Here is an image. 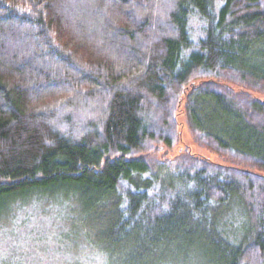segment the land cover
<instances>
[{
    "label": "trees",
    "instance_id": "16d2710c",
    "mask_svg": "<svg viewBox=\"0 0 264 264\" xmlns=\"http://www.w3.org/2000/svg\"><path fill=\"white\" fill-rule=\"evenodd\" d=\"M262 51L264 0H0V220L50 191L106 264H264Z\"/></svg>",
    "mask_w": 264,
    "mask_h": 264
},
{
    "label": "rangeland",
    "instance_id": "374dc122",
    "mask_svg": "<svg viewBox=\"0 0 264 264\" xmlns=\"http://www.w3.org/2000/svg\"><path fill=\"white\" fill-rule=\"evenodd\" d=\"M215 8L224 0H210ZM264 59V51L255 54L251 59V65L256 58ZM206 117L214 118L216 112L213 107L208 106L203 112ZM197 155H207L204 150L193 148ZM209 158L213 159L209 156ZM54 192H35L29 196H19L12 199L11 207L16 211L15 219L9 217L0 220V264H17V259L11 255L19 251L24 252L21 264H106L104 259L111 262L123 260L126 252L120 256H104L100 258L99 250L106 249L101 238L106 237L109 228L108 219L112 218L111 212L92 209L86 216L87 227L78 226V233L70 237V230L76 228L77 203L64 200V196ZM58 194V195H57ZM61 203L64 207H61ZM239 209L233 210L234 215ZM72 215L75 220L64 221L67 215ZM83 217V216H82ZM228 219L230 216L227 217ZM101 228V229H100ZM231 231V229H229ZM202 241H195V244ZM11 250V251H10ZM175 249L172 248L166 255V261H171ZM102 261H101V260ZM202 264V263H200Z\"/></svg>",
    "mask_w": 264,
    "mask_h": 264
}]
</instances>
